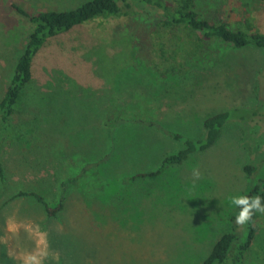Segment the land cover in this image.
<instances>
[{
    "label": "rangeland",
    "instance_id": "1",
    "mask_svg": "<svg viewBox=\"0 0 264 264\" xmlns=\"http://www.w3.org/2000/svg\"><path fill=\"white\" fill-rule=\"evenodd\" d=\"M86 1L0 0V100L30 32L11 3L37 14L72 10ZM131 1L138 11L135 18L85 24L48 40L31 63L28 96L50 93L61 73L67 78L63 91L78 90L79 96L88 91V101H93L92 93L105 97L109 87L98 75L96 59L85 60V55L106 44L112 58L121 50L112 43L128 36L135 65L117 74L115 95L123 106L135 95L152 99L148 117L167 130L200 138L207 118L258 106L264 93V50L206 40L204 48L192 52L194 40L181 31H174L180 40L166 44L153 35L160 12L141 0ZM198 10L213 21L219 15L233 29L250 25L264 34V0H198ZM160 42L169 52L178 47L189 54L179 53L181 73L167 82L153 68L162 61L151 46ZM46 106L32 103L13 124ZM69 107L78 112L80 105ZM99 119L88 113L80 124H62L56 131L42 123L19 142L2 143L0 264H203L224 234L241 229L231 198L246 195L264 178V125L231 122L206 152L156 179L127 185L126 177L156 170L165 156L184 146L153 128L127 124L103 129ZM248 165L258 167L251 177L244 171ZM74 176L79 181L67 190L64 209L55 218L33 199L8 201L18 191H33L55 205L60 183ZM255 226L263 245L264 214L259 213ZM263 255L254 244L244 264H264Z\"/></svg>",
    "mask_w": 264,
    "mask_h": 264
},
{
    "label": "trees",
    "instance_id": "2",
    "mask_svg": "<svg viewBox=\"0 0 264 264\" xmlns=\"http://www.w3.org/2000/svg\"><path fill=\"white\" fill-rule=\"evenodd\" d=\"M141 2L160 12L158 20L153 24L155 28L153 35L166 44L167 41L175 40V38L180 40L179 37L174 35V31H181L186 36L187 34L188 36L191 35L189 40H194L192 45L195 48L192 49V52L204 48L203 42H206V40H218L238 49L252 46L264 50V34L253 31L250 25L246 29H233L222 21L219 15L214 21L202 17L198 10V0H168L167 2L141 0ZM11 8L18 16L28 22L30 32L26 38L23 52L15 63V70L9 85L0 100V183L5 181L4 168L1 162V145L5 140H9L11 143L19 142L21 138L39 131L42 123H45V126L52 124L53 126L50 128L53 131L61 130L63 126H60L62 124L76 125L74 123L79 121L78 125L84 120L85 115L92 112L100 118V126L103 129L118 128L127 124L153 128L184 146L177 153L165 156L156 170L136 173L126 177L124 182L127 185H131L136 181L156 179L168 169L183 165L191 156L206 152L217 142L224 128L231 122L264 125V93L258 106L253 109H233L207 118L203 122L204 136L200 138H188L181 134L178 135V133L171 132L160 123L150 119L148 114L152 110H149L146 106L152 102V99L148 97L135 95L132 100L123 106L115 95L114 81L119 72L135 65L132 56L134 46L132 39L128 36L112 43L113 46L116 45L121 48L120 52L112 58L107 54L108 46L106 44L93 47L85 55V60L96 59L98 75L109 87L107 90L109 92H105L107 93L105 97L98 99V93H92L94 99L88 101L84 99V95L88 91H84L83 96L77 94V92H80L78 90L63 91L61 85L65 83L67 78H64L61 73H59L60 78L55 79L57 84L52 86L53 89L50 93L41 94L38 91H33L30 92L32 93L30 97L27 90L32 87L33 82L31 63L48 40L85 24L135 18L138 11L131 0H89L72 10H43L37 14L29 13L15 3H11ZM180 43V41L177 43L178 47L181 46ZM178 47H176V50L169 52L164 48L162 42L151 46L152 52L160 53L162 61L153 68L160 79L165 80V82H167V78L176 76L179 72L181 73L183 66L177 60L181 58L179 53H185L186 51ZM185 54L189 55L188 52ZM35 102H39L40 106L47 105V109L41 111V107H38L39 112L37 115L34 113L27 114L22 117L17 125H14L13 119L25 107L28 109ZM72 103L77 106L80 105L78 112L71 110L69 106ZM105 104L108 106H104ZM63 115H68L71 119H63ZM87 166L92 167L94 165ZM244 171L251 177L257 173L258 167L248 165L245 166ZM78 181V176H74L60 183L55 205H50L42 195L33 191H18L8 201L21 198L33 199L34 202L43 207L49 218H55L64 209L67 190ZM246 196L249 198L255 196L264 198V178L256 181L254 186L246 193ZM239 211L238 207V213ZM258 215L259 213L254 214L251 221L242 225L239 231L237 227H234L231 232L224 234L214 244L203 264H244L245 257L254 244L263 254L264 237L260 236L263 244L260 245L258 242L259 230L255 226Z\"/></svg>",
    "mask_w": 264,
    "mask_h": 264
},
{
    "label": "clouds",
    "instance_id": "3",
    "mask_svg": "<svg viewBox=\"0 0 264 264\" xmlns=\"http://www.w3.org/2000/svg\"><path fill=\"white\" fill-rule=\"evenodd\" d=\"M194 176L196 179H199L198 172H194ZM231 203L240 209L239 213L235 216L237 225L248 223L256 213L264 214V198L260 196L252 198L246 195L234 196L231 198Z\"/></svg>",
    "mask_w": 264,
    "mask_h": 264
}]
</instances>
